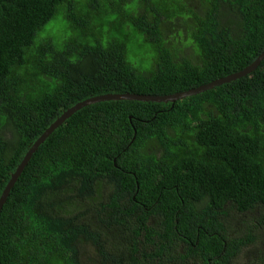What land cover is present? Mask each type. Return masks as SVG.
I'll list each match as a JSON object with an SVG mask.
<instances>
[{"label":"trees","instance_id":"1","mask_svg":"<svg viewBox=\"0 0 264 264\" xmlns=\"http://www.w3.org/2000/svg\"><path fill=\"white\" fill-rule=\"evenodd\" d=\"M103 1L117 15L114 32L129 23L149 38L152 70L129 61L126 39L94 37L76 0H0V196L33 143L78 102L174 95L243 71L264 52V0H225L242 40L220 27L223 0H201L202 16L187 0L163 11L149 3L144 12L133 11L139 0ZM63 10L69 31L56 40L49 25L62 24ZM162 20L195 24L190 53L155 34ZM228 205L264 227V59L251 77L181 98L76 110L10 189L0 210V264H225L253 247L250 235L227 234ZM111 223L124 237L115 227L104 238L97 227Z\"/></svg>","mask_w":264,"mask_h":264},{"label":"rangeland","instance_id":"2","mask_svg":"<svg viewBox=\"0 0 264 264\" xmlns=\"http://www.w3.org/2000/svg\"><path fill=\"white\" fill-rule=\"evenodd\" d=\"M79 4V7L75 10L79 11L82 14H88L89 19L92 24V31L96 34H111L113 33L119 38L126 39L128 41V59L139 71H147L153 69L154 67V48L152 44L150 45L146 36L142 35L141 32L135 31L134 27L126 23L124 25H116L118 31L114 32L115 25L113 22L117 18V15L112 12L111 6L107 1L98 0V5L92 10H89L86 5L87 0H76ZM135 0H124L125 5H128L130 2ZM159 2V7L162 9V1L170 2V0H157ZM189 1V2H188ZM188 6L191 7L195 13L199 16H202L205 12V8L201 6L200 0H187ZM117 3H119L117 1ZM143 3V2H142ZM135 6V5H134ZM129 8V7H126ZM224 12L227 11L226 7H223ZM132 15V14H131ZM129 15V17L131 16ZM227 15V14H226ZM59 19L62 21L56 24L49 25L50 32L52 35H55L56 40H61L69 31L67 26V21L65 20V10L63 14L59 15ZM180 20H174L172 22H163V35L166 39V45L172 49L178 47H183L185 53H190L192 48L189 46V30L195 24L191 23L181 24ZM183 23V22H182ZM192 24V25H191ZM189 25L191 27L189 28ZM125 34V35H124ZM124 35V36H123ZM40 35L38 36V38ZM94 37L90 38L96 41ZM93 43V42H91ZM250 77L253 74L251 70L248 72ZM257 212V210H255ZM244 215L237 214L229 205L226 206L224 224L227 229V234L230 237H244L245 234L252 237L250 248H245L241 250V253H237L236 256L227 260L224 259L223 263L229 264V262H235L234 264H255V262L264 263V227H255L253 219H245ZM245 220V222H244ZM90 223V222H89ZM246 236V237H247ZM245 237V238H246ZM108 244V243H107ZM227 260V261H226ZM229 261V262H228Z\"/></svg>","mask_w":264,"mask_h":264},{"label":"water","instance_id":"3","mask_svg":"<svg viewBox=\"0 0 264 264\" xmlns=\"http://www.w3.org/2000/svg\"><path fill=\"white\" fill-rule=\"evenodd\" d=\"M264 59V52L258 56V58L252 63L251 66L247 67L246 69H244L242 72H237L234 73L232 75H229L225 78H221L217 81L214 82H210L208 84L199 86L197 88H193L191 90H187L181 93H177L174 95H169V96H152V95H140V94H134V93H120V94H104V95H99V96H95V97H91L88 98L84 101L78 102L77 104H75L74 106H71L70 108H68L62 115H60L46 130L45 132L33 143V145L29 148V150L26 152V154L24 155L23 159L21 160V162L17 165L15 171L11 174V178L8 182V184L6 185L5 189L3 190L1 196H0V210L3 206V204L5 203L10 189L12 188V186L14 185V183L16 182L17 178L21 175L22 171L24 170L25 166L27 165V163L29 162L32 154L37 150V148L39 147V145L52 133V131L59 126L60 124H62L66 118H68L69 116H71L76 110L82 108L83 106H86L90 103H94L96 101H105V100H110V99H133V100H143V101H166V100H173L176 98H181L190 94H195L198 92H202L205 91L206 89H210L213 88L214 86L220 85L224 82H229L231 80H234L236 78H239L241 76L246 75V73L250 72L251 70L253 71L258 65L259 63Z\"/></svg>","mask_w":264,"mask_h":264},{"label":"clouds","instance_id":"4","mask_svg":"<svg viewBox=\"0 0 264 264\" xmlns=\"http://www.w3.org/2000/svg\"><path fill=\"white\" fill-rule=\"evenodd\" d=\"M143 2V3H142ZM189 2V1H188ZM223 4V7H226L227 8V11L228 12H225V14H227V15H225V16H227V17H229L231 14V12L232 13H234V16L236 17V20H237V22L240 24V26L242 27V30H241V36L240 37H237V38H240L241 40H242V38H245L246 37V33L244 32V27L242 26V24H241V20H240V18L237 16V14L235 13V11H229V4H227V2L225 1V0H223V1H221ZM131 3H133V2H131ZM149 3H153V4H155L158 8H159V2L157 1V0H139L137 3H135V4H133V6L132 7H134V10L133 11H136V12H144V11H146L145 9H146V7H147V5L149 4ZM200 3H201V0H200ZM135 5V6H134ZM222 7V8H223ZM168 8H170V9H173V10H175V9H177L171 2H165L164 3V8H162V9H160L161 11H163L164 9H168ZM179 18H180V16H178ZM150 22H152V20H149ZM163 22H169V21H165V20H162L161 22H160V24H158L157 25V31L155 32V34L156 35H162L163 36V38H164V35H163V28H162V25H163ZM220 24H221V22H220ZM159 26V27H158ZM220 27H221V29L222 30H227L225 33H230L231 32V30L230 29H228V28H222V26L220 25ZM147 30H149L148 28H146ZM237 38H233V39H237ZM165 39V38H164ZM257 68V67H256ZM255 70V69H254ZM253 70V71H254ZM240 72H242V71H240ZM237 73V72H236ZM248 73H246V75H247ZM232 75V74H231ZM225 78V77H224ZM219 79H221V78H218L217 80H219ZM217 80H214V81H217ZM214 81H212V82H214ZM115 227H117V229H119V232H120V236L119 237H124L123 236V233H122V227H121V225L120 224H115V223H111V224H109V226H107V227H102V226H100V227H97V228H100V229H102V231H103V233H104V238L107 240L108 238H109V234L111 233V229L112 228H115ZM104 228V229H103ZM95 229V228H94ZM109 239H111V238H109ZM108 239V240H109ZM227 259V258H226ZM229 262V261H228ZM235 262H229V264H234ZM255 264H264V263H261V262H255Z\"/></svg>","mask_w":264,"mask_h":264},{"label":"flooded vegetation","instance_id":"5","mask_svg":"<svg viewBox=\"0 0 264 264\" xmlns=\"http://www.w3.org/2000/svg\"><path fill=\"white\" fill-rule=\"evenodd\" d=\"M231 15L229 17L225 16L222 19L221 26L222 28L224 27L225 29L228 28L231 30L230 33H227L228 37L231 38H237L241 36V30L242 27L240 24L237 22L236 17L234 16V13H230Z\"/></svg>","mask_w":264,"mask_h":264}]
</instances>
